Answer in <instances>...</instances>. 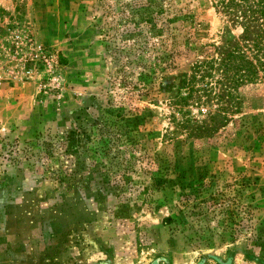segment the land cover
I'll return each instance as SVG.
<instances>
[{
	"label": "rangeland",
	"instance_id": "rangeland-1",
	"mask_svg": "<svg viewBox=\"0 0 264 264\" xmlns=\"http://www.w3.org/2000/svg\"><path fill=\"white\" fill-rule=\"evenodd\" d=\"M141 1L0 0V264H264V81L195 129L218 103L182 106L180 82L240 30L211 0H171L186 24L127 39ZM117 109L130 123L104 133L112 192L60 185L61 151L33 156L36 134L94 140Z\"/></svg>",
	"mask_w": 264,
	"mask_h": 264
},
{
	"label": "trees",
	"instance_id": "trees-1",
	"mask_svg": "<svg viewBox=\"0 0 264 264\" xmlns=\"http://www.w3.org/2000/svg\"><path fill=\"white\" fill-rule=\"evenodd\" d=\"M170 1L142 0L135 5L124 36L129 39L140 33L142 28H146L151 37L160 39L164 27L168 24L178 20L186 24L191 18L190 13L171 8ZM211 4L233 27L238 28L240 33L238 37L226 40L217 47L212 45L210 52L203 49L204 56L191 65L188 78L180 82L179 89L185 92L184 97L179 98L182 106L187 105L188 100L191 105L197 107L208 105L212 101L218 103L217 115H211L208 124L195 128L201 131L215 125L218 116L224 121L225 114L230 113L234 107L236 92L240 87L264 81V0H211ZM157 21L163 26H157ZM155 46L157 48H154V52L157 56L154 59L162 60L161 53L166 58L168 54L162 40H158ZM135 61L137 66L141 64L138 58ZM149 75L150 71L139 73L138 78L142 80ZM110 114L114 116V121L107 122L105 127L98 126L94 140L83 126L69 130L59 140L57 136L50 134H36L29 142L35 151L33 156L42 159L61 151L63 170H59L56 176L60 185L72 188L75 192L89 191L93 187V191L98 195L112 192L118 184L109 180L105 160L109 155L104 133L108 134L111 129L126 136L130 120L125 117L122 109L111 110ZM129 141L127 138L126 142ZM89 143L91 144L88 145ZM167 221L169 222L170 218H167Z\"/></svg>",
	"mask_w": 264,
	"mask_h": 264
}]
</instances>
